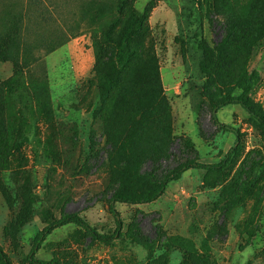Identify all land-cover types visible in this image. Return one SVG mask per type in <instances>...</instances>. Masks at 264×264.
<instances>
[{"label":"rangeland","instance_id":"374dc122","mask_svg":"<svg viewBox=\"0 0 264 264\" xmlns=\"http://www.w3.org/2000/svg\"><path fill=\"white\" fill-rule=\"evenodd\" d=\"M0 65V246L11 264H31L36 238L65 213L111 235L115 190L141 195L165 170L217 164L235 147L223 170L191 169L155 202L115 203L120 239L68 224L33 258L262 263L263 132L237 104L213 113L232 131L211 111L257 69L250 99L264 114V0H0ZM134 222L169 245L137 243Z\"/></svg>","mask_w":264,"mask_h":264},{"label":"trees","instance_id":"16d2710c","mask_svg":"<svg viewBox=\"0 0 264 264\" xmlns=\"http://www.w3.org/2000/svg\"><path fill=\"white\" fill-rule=\"evenodd\" d=\"M144 19H145V16H142L140 18L135 19V21L142 24ZM133 56H134V51L131 48L127 50H121L116 58L117 64L122 68H126V66H129ZM259 82H260V73L257 69H253L250 73L244 74L241 77L240 83L238 85V89L240 90L241 94L238 97H226L220 103V105H217L212 109L211 113H212V120L214 124L224 128L225 130L232 131L233 129L230 127L219 125L213 113H214V110L218 108V106L237 104L243 110L246 111V113L249 115L251 119L257 122V124L260 126L263 132V135H264V114L260 113L254 107L250 99V93L259 84ZM117 83L118 81L116 79L111 80L109 83V87L112 88L113 86H116ZM234 132L236 133V135H238L237 131H234ZM236 148L237 147L232 149L228 153V155L224 158V160H222L221 162L217 164L207 165V164H201L195 161L187 160L181 164H178L172 170H169V169L165 170L162 173V175L156 180L155 187L149 192L143 193L141 195H135L129 192L121 191V190H115L109 198V211L112 215V218L115 224L114 232L111 235L99 234L95 229L91 228L81 216H79L76 213L63 214L58 220L48 225L36 238L35 245L31 251L30 263L31 264H59L55 260H52V261L36 260L33 258V255L40 248L43 241L53 231L63 226H66L68 224L77 225L78 227L83 229L91 238L99 242L106 243V242H111V241L120 239L123 236V232H122L123 224L120 219L119 213L114 208L115 203L128 204V205H144V204H150L152 202H155L157 199H159L163 195L165 189L167 188L170 182L179 179L185 172L191 169L205 170V171L223 170L227 166L233 153L236 152ZM163 162H165V159L162 158L159 161V163L161 164ZM127 235L133 240H135L137 243L142 244V245H148V246L159 244L162 247H167L170 242L169 238H167L166 235L164 234L161 235L160 239H156V240L146 238L144 236L143 231L140 228L139 222H134L133 224L129 226ZM0 264H11L1 246H0ZM181 264H212V263L205 257L198 256L196 254H189L181 262ZM261 264H264V260L262 261Z\"/></svg>","mask_w":264,"mask_h":264},{"label":"crops","instance_id":"0c3cea01","mask_svg":"<svg viewBox=\"0 0 264 264\" xmlns=\"http://www.w3.org/2000/svg\"><path fill=\"white\" fill-rule=\"evenodd\" d=\"M3 65V64H2ZM2 65H0V66H2Z\"/></svg>","mask_w":264,"mask_h":264}]
</instances>
